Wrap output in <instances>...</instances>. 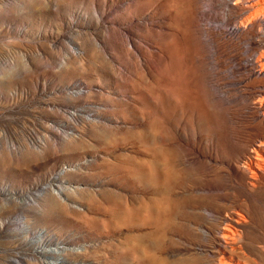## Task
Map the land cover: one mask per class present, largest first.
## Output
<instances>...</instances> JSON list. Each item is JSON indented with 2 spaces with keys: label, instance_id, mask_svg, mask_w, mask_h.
Segmentation results:
<instances>
[{
  "label": "rangeland",
  "instance_id": "obj_1",
  "mask_svg": "<svg viewBox=\"0 0 264 264\" xmlns=\"http://www.w3.org/2000/svg\"><path fill=\"white\" fill-rule=\"evenodd\" d=\"M263 25L264 0H0V264H264Z\"/></svg>",
  "mask_w": 264,
  "mask_h": 264
},
{
  "label": "bare ground",
  "instance_id": "obj_2",
  "mask_svg": "<svg viewBox=\"0 0 264 264\" xmlns=\"http://www.w3.org/2000/svg\"><path fill=\"white\" fill-rule=\"evenodd\" d=\"M231 226V225H230ZM228 228V227H227ZM229 229V228H228ZM227 229V230H228ZM230 231V230H229ZM232 233V232H231ZM221 238H222V236H221ZM223 238L224 239H226L227 240V238H229V240H230V238H232L230 235H228V234H224L223 235ZM225 241V240H224ZM227 242V241H226ZM223 244V243H222ZM228 246V245H227ZM224 247V246H223ZM226 248V247H225ZM220 250V249H219ZM222 251V250H221ZM46 252H44V254H45ZM50 253V252H49ZM44 257H46V260H48L45 264H62L63 262H64V260L61 258V257H59L58 255H56V254H45V255H43Z\"/></svg>",
  "mask_w": 264,
  "mask_h": 264
},
{
  "label": "built area",
  "instance_id": "obj_3",
  "mask_svg": "<svg viewBox=\"0 0 264 264\" xmlns=\"http://www.w3.org/2000/svg\"><path fill=\"white\" fill-rule=\"evenodd\" d=\"M262 31H263V33H264V25H263V27H262Z\"/></svg>",
  "mask_w": 264,
  "mask_h": 264
}]
</instances>
